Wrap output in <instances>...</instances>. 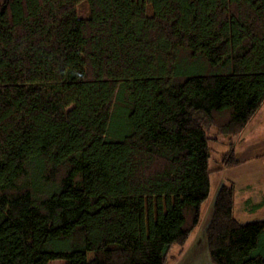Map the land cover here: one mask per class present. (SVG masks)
Listing matches in <instances>:
<instances>
[{
    "label": "trees",
    "instance_id": "trees-1",
    "mask_svg": "<svg viewBox=\"0 0 264 264\" xmlns=\"http://www.w3.org/2000/svg\"><path fill=\"white\" fill-rule=\"evenodd\" d=\"M263 103L264 0H0V264H167ZM234 201L209 259L264 264Z\"/></svg>",
    "mask_w": 264,
    "mask_h": 264
},
{
    "label": "rangeland",
    "instance_id": "rangeland-1",
    "mask_svg": "<svg viewBox=\"0 0 264 264\" xmlns=\"http://www.w3.org/2000/svg\"><path fill=\"white\" fill-rule=\"evenodd\" d=\"M83 64V60H81ZM258 129L260 132L264 131V107L258 110L257 115L254 116V121L250 130ZM261 134H264L262 132ZM236 138L233 140L222 137L219 141L211 142L213 149L212 160L210 167L216 169L221 165L222 156L230 150ZM230 143V144H229ZM257 167L254 173L251 172L253 167ZM234 180L237 183V194L234 201V216L239 223H249L254 221L264 220V158L258 160L246 161L244 165H237L230 168H224L216 171L211 175V191L209 199L205 206V214L198 228L191 235L190 240L186 243L183 249L174 247L172 256L167 264H212L211 260L206 257V227L210 221L213 201L218 191L220 183L224 180ZM230 185V184H229ZM234 185V184H233ZM249 185V186H248ZM69 191L67 195L71 194ZM251 201V202H249ZM260 205L258 207H254ZM87 208H90L87 203ZM8 210L6 204H0V214L6 213ZM98 215H88L87 218L92 220ZM30 225L26 233V239L29 242ZM3 251L8 250L5 243H0ZM65 259L53 260L42 264H66Z\"/></svg>",
    "mask_w": 264,
    "mask_h": 264
},
{
    "label": "crops",
    "instance_id": "crops-1",
    "mask_svg": "<svg viewBox=\"0 0 264 264\" xmlns=\"http://www.w3.org/2000/svg\"><path fill=\"white\" fill-rule=\"evenodd\" d=\"M263 107H264V103L260 108ZM257 113L258 111L256 112L255 115H257ZM254 116L252 117V119L250 120L244 131L239 136L236 137V140H234L235 150L238 154V160L240 161L239 165H244L246 161L258 160L260 158H264V134H261L264 131L260 132L258 129L253 130V128L252 130L249 131L254 121ZM256 168L257 167L254 166L251 172L254 173L257 170ZM220 184L221 185L234 184L235 199H236L237 183L234 180L226 179L222 181ZM206 257L209 258L208 249L206 252Z\"/></svg>",
    "mask_w": 264,
    "mask_h": 264
}]
</instances>
